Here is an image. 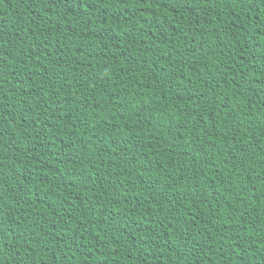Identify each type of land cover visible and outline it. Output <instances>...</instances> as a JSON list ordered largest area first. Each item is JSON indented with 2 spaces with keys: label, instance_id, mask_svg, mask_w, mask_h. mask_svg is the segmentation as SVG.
<instances>
[{
  "label": "trees",
  "instance_id": "obj_1",
  "mask_svg": "<svg viewBox=\"0 0 264 264\" xmlns=\"http://www.w3.org/2000/svg\"><path fill=\"white\" fill-rule=\"evenodd\" d=\"M0 264H264V0H0Z\"/></svg>",
  "mask_w": 264,
  "mask_h": 264
}]
</instances>
